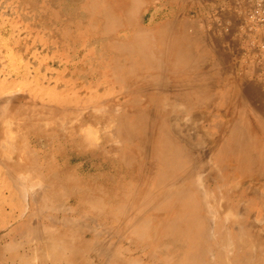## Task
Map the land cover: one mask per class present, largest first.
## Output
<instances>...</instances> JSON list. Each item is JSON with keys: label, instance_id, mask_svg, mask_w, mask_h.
I'll return each instance as SVG.
<instances>
[{"label": "bare ground", "instance_id": "obj_1", "mask_svg": "<svg viewBox=\"0 0 264 264\" xmlns=\"http://www.w3.org/2000/svg\"><path fill=\"white\" fill-rule=\"evenodd\" d=\"M73 1L81 3L89 13L99 18L105 28L102 34L109 36L116 27L126 30L125 34L117 38L118 41L112 40L110 44H114L120 52L132 58L126 59L124 64L115 63L109 70L127 71L128 79H116L115 82L122 90L116 95L127 97L123 101L127 110L117 108L119 105L113 104V101H104L108 97L103 98L102 104L96 105V99L85 98L82 93L70 100L54 104L53 101L52 105L46 104L47 102L22 104L25 98H17L13 101L12 108L18 111V115L24 112L23 120L31 121L29 125H21L32 135L25 140L19 134L20 140L16 139L15 143L14 133L3 130V119L8 111L7 104L5 105V112H0V138L3 137L0 140V163H3L1 158L4 157L5 166L0 165L4 167L0 168L9 174L3 172L9 179H13L12 174H19L14 176L15 181L12 180L10 184L17 182L19 186L14 189L21 193L27 191L29 199L26 201L31 209L36 207L34 203L39 199L38 204L41 206L37 208L42 209L39 211L40 216L48 219L43 225L37 223L38 226H34L35 219L34 225L32 220L15 225L16 220L28 212L21 210L22 214L14 215L15 208H21L17 204L7 203L14 193L11 190H0V227H7L5 235L0 234V243L4 236L19 234L26 238L25 242L32 254L28 258L23 255L11 256V260H18L19 264H34L33 260H38L41 264H86L91 261L95 264H100V261L104 264H261V258L258 254L255 255V251H259V254L264 252V228L263 232L261 227L257 228L261 235L255 224L264 220V194L257 190L256 193L260 194L251 196L255 193L253 190H264V103L258 107L253 104L256 98L264 99L257 90L259 87L251 84V81V85L249 82L247 85L242 83L244 86L242 89L240 87V94L244 97H235L226 105L223 94L225 91L221 88V67L211 59L213 48H205L198 41L203 38L202 34H189L186 29L176 30V36L186 41H177L174 45L169 42L172 34L170 30L175 23H181L175 18L176 11L172 8L175 0H163L160 7L153 0H107L106 4L103 0ZM28 2L31 1L27 0ZM33 2L31 3L35 5V1ZM152 4L154 7L149 9L148 6ZM163 9L167 10L165 16H161ZM85 37L83 46L88 47V50L80 49L79 54L80 50L74 49L76 56H89L93 51V47H90L92 42L89 41L91 38H87L88 34ZM124 38V43H118ZM215 49L219 51L217 47ZM33 70L36 71V68ZM78 70L84 71L83 67ZM2 83L0 81V87ZM100 86L104 84H99L98 87ZM1 98L6 100L4 95ZM81 102L84 103V108L81 110L78 107V111L75 105ZM114 105V109H111ZM3 106L0 107L1 111ZM228 108L237 110L236 120L230 127H226L223 121V117H226L222 116ZM6 119L10 121L8 118L5 121ZM236 122L246 123L245 129ZM92 123L105 124L109 129L114 126L113 134L121 138V141H114L113 145L116 146H111L109 142L113 131L104 132L106 130L102 135L100 131L101 141H98L96 132L91 130ZM236 129L247 131L248 134L237 133ZM122 139H134L137 145L127 144L124 153L117 147ZM68 142L71 146L67 153ZM100 142L109 143L110 146L100 145ZM115 148L118 151H115L116 155H112L111 151ZM65 153L68 154L67 157ZM82 155L90 156L86 163H90L95 169L100 167L99 163H103L92 162V157H98L104 163L123 161L130 167L135 166L138 172L134 173H139L140 178L138 181L131 178L136 184L127 188L119 185L115 175L99 174L95 179L103 181L105 185H97V190L94 191L92 185H84L86 181L83 180L87 179L80 176L82 174L79 169L82 166L70 165L73 158L78 159ZM128 169H125L127 174ZM30 178H34L35 184L32 182V186H23V179ZM65 196L73 204L64 206L66 209L58 217L47 215L57 212V201H62ZM248 197L257 202L255 213L251 210L245 213L238 210V205ZM23 198L24 202L25 197ZM232 203H235L233 205L238 213L229 207ZM3 204H7L8 209ZM24 204L23 207L28 210V206ZM129 207H132L131 214L126 213L129 215L126 216L125 210ZM60 209L62 211L63 207ZM35 214L37 215L36 212ZM36 215L31 219H37ZM96 215L115 224L99 231H95L94 227L100 225L90 227L82 224L81 218L88 217V220L93 221L92 217ZM7 220L14 221L9 223ZM254 229L256 233L253 232ZM112 230V233H119L124 240L136 246V249L140 246L148 247V255H144L146 258L137 256L125 260L120 256L123 252L119 253L112 247L113 243L104 250L105 243L97 237L100 231L104 235L110 234ZM247 230L256 234L255 237L253 233L250 235V231L246 232ZM85 232L91 236L90 239L83 238ZM16 246L17 241L12 239L9 243L0 245V253L6 248L13 249ZM102 249L104 254L99 256Z\"/></svg>", "mask_w": 264, "mask_h": 264}, {"label": "rangeland", "instance_id": "obj_2", "mask_svg": "<svg viewBox=\"0 0 264 264\" xmlns=\"http://www.w3.org/2000/svg\"><path fill=\"white\" fill-rule=\"evenodd\" d=\"M29 1H31V2L35 1V5L33 4L34 2L33 3L28 2L27 3V0H16V1L15 0H0V81L3 82L1 84V87H0V100H1L0 101L1 102L0 107H2L4 105L3 111H1V109H0V112L4 113L6 106L8 108V111L5 113V116L3 119L5 122V123L3 122L4 125L2 124V126L4 127L3 130L4 131L7 130L9 132L14 133V134L13 133L12 134L15 135V136H13L15 143H16V139H17V141L20 140L18 138L19 134L22 135L25 140H27V138L29 139V137L32 135L29 132V130L26 131V129H24L25 126L21 125V123H23L24 125H26V124L29 125L31 121L30 120H28V121L23 120L24 119V112H21V115H18V111L15 108H12V106H14L13 101L15 99L21 98V97L22 98L24 97L25 99L27 97L26 100L25 99L23 100L22 104H26V103L37 104L39 102L45 104L47 102L46 104L52 105L53 101H54L53 102V104H54L56 102L63 101L66 99L70 100L73 97L80 96L82 93V96H84L85 98L96 99V101L94 102L96 105H100L104 101H113V104L119 105V106H117V108L122 109V111H123V109L127 110L126 106L123 105V101L127 97L123 96V95L122 96L119 95L121 88L119 87V85H116V83H115L116 79H125V80L128 79L127 74H126L127 71H125V69H116V70H112V71L109 70L115 63L116 64H124L126 59L132 58V56L127 55L124 52H120L115 47L114 44H110L112 40L118 41L119 39L117 40V38L120 37L121 34H125L126 30H121L120 28L116 27L110 34H108L109 36L102 34L101 32H104L105 28H104L103 24H101L99 18L96 17L94 14L89 13L81 3H76L73 0H29ZM21 2H23V3L21 4ZM103 2L106 4L108 1L103 0ZM163 2H164L163 0H161V1L153 0V3L156 4L158 7H160V4H163ZM30 3L32 4V6ZM259 5L264 8V0H175V3L173 4V7H172L176 11L175 18L177 19V21L179 20V22H181V23H177V24L175 23L174 28H172V30H170L172 32V34L169 37L170 38L169 42L174 45L177 41H179V43H183L186 41L185 39L179 38L176 36V30L186 29L189 34L194 33V32L197 34H202L203 38L198 39V41L199 42L201 41L205 45V48H209L210 50L213 48L212 49L213 53H211V59L215 60L221 67L220 68V70H221L220 75L223 78L222 83L224 82L223 84L221 83V88H222L223 92L225 91L223 94L225 95V102H227L226 105H229L228 104L229 101H231L235 97H244L241 95L242 94L241 89L244 85H247V83L249 81H251V84L254 83L255 85H257L259 87L257 89L259 94L264 96V83H263L264 82V39H263L264 38V36H263L264 35V16L260 12H258V13L254 12V10L256 8H258ZM144 7L145 6L142 7L143 10L145 9ZM152 7H154L153 4L148 6L149 9H151ZM142 9H140V11ZM22 10H23V12H22ZM221 10L223 12H220ZM166 11H167L166 9H163V11H161V16H165ZM236 12H238V13H236ZM140 14L141 13H139V15ZM249 14H251V15H249ZM175 18H173V21L175 20ZM181 18H183V19L181 20ZM36 19H37V21H36ZM41 19L44 20L45 22L42 21ZM139 19H140V16H139ZM39 20H41V21H39ZM46 20H47V22H46ZM184 20H186V22H183ZM93 21H95V22H93ZM48 24H49V26H48ZM231 24H232V26H231ZM50 25H51V27H50ZM105 25H107V23H105ZM53 31H54V33H53ZM260 32H261V35L263 36L261 38H260L261 35H259ZM85 34L86 35L88 34L87 38H91L89 41H90V43L92 42V45H90V47H93V51H91L89 56H87V55H81V56L77 55L76 56L74 49L78 48L79 50L80 49L81 50L82 49L88 50V47L83 46V45H85L84 44L85 38H86ZM256 40L258 41V43H256L257 42ZM125 41H126V38H124L123 41H122V39H120V41L118 43H124ZM93 42L95 44H93ZM213 42H214V44H213ZM17 43H18V45H17ZM40 43H41V45H40ZM21 44L23 47L21 46ZM49 45H50V47H49ZM219 45L221 46V48H219ZM44 47H45V49H44ZM214 47L215 48L217 47L218 48L217 50H219V51H216V49L214 50ZM261 49H263V50H261ZM81 50L79 51V54H81ZM85 50H83V52ZM224 50H225V52H224ZM25 51H27V52H25ZM12 56H14V57H12ZM52 56H54V57H52ZM18 58L20 59L19 61H18ZM48 58H50V59H48ZM229 58H230V60H229ZM56 59H58V60H56ZM43 62H44V64H43ZM227 64H228V66H226ZM81 67H83V70L86 71L87 73L84 71H83L84 73L80 72L78 69H80ZM35 68H36V71L33 70ZM88 75L90 77H88ZM83 76H85V77H83ZM239 76H241L242 78ZM228 77H230V78H228ZM89 78L92 79L91 80L92 82L90 81ZM234 79H235V81H234ZM236 79H237V81H236ZM32 80L36 81L38 83L35 84V82H33ZM105 82L107 85H105ZM102 83L104 84V86L98 87L99 84H102ZM248 84L251 85L250 82ZM240 87H241V89H240ZM237 88H238V90H237ZM238 92H239V95H237ZM117 93H119V94L116 95ZM20 94H22V95L24 94V95L22 96ZM3 95H4V99H6V100H2L1 97ZM5 96L6 97L8 96V97L6 98ZM109 96L111 98H109ZM230 96H231V98H230ZM105 97L106 98L108 97V98L103 101V98H105ZM30 99H32V100L36 99V100L32 101ZM99 100L100 101L102 100V101L99 102ZM263 103H264V99L261 100V99L256 98L255 101H253V104L255 106L257 105L256 107L260 106ZM83 104L84 103L81 102L80 104L75 105V107L77 108V110H78V107H81L79 109L82 110L84 108ZM115 105L112 106L111 109L112 108L114 109ZM234 110H235L234 108H228L227 112L222 115V116L226 117V118L223 117V121L226 123V127H230L231 124L235 122L234 120H236L235 119L236 118L235 112L237 110H235V111ZM78 111H80V110H78ZM71 116H73V115H71ZM5 118H8L11 122L8 121L7 119L5 121ZM6 122H7V124H6ZM236 123L241 125L245 129L246 123H242V122H236ZM10 124H12V125H10ZM93 124L94 123H92V125L90 124V127H92L91 130H94L96 132L95 136H96V138H98L97 139L98 141H101V140H99L101 138L99 136L102 135V133L109 132V131L112 132L114 130L113 129L114 126H111L109 129L108 128L109 126H107V128H106L105 124L104 125H102L100 123L99 124L95 123L94 125ZM8 125L11 127L9 128ZM100 125H102L101 128H100ZM46 128H47V126H46ZM103 128H105V129H103ZM40 130H43V129H40ZM104 130H106V131H104ZM232 130H233V128H232ZM100 131H101V133H100ZM235 132L248 134L247 131H244V130L240 131L238 129H236ZM99 133H100V135H99ZM113 133L115 134V132L114 131L112 132L111 141L109 143L111 146H116V144L113 145L114 141H116V142H117V140L121 141V140H119L121 138H119L118 136H115ZM113 135H114V137H113ZM4 137L7 138L6 136H4ZM117 137H118V139H116ZM2 138L3 137H1L0 140ZM49 139L52 140V138H50V137H49ZM122 140L123 141L120 143V145H117V147H119L118 149H122V152H124V153H126L125 147L127 144L133 143L134 145H137V141L134 139L132 141H129V140L126 141L124 139H122ZM2 142H3V140H2ZM4 142H5V140H4ZM109 143H107L108 144L107 145L104 142H100V145L106 144L109 147L110 146ZM66 146H67V148L66 147L65 148H66L67 153H68V150L71 146V143L70 142L66 143ZM116 148H115V150L111 151L112 155L113 154L116 155V152L118 151ZM65 155L67 157L68 154L65 153ZM85 156L82 155L78 159L73 158L74 160H72L70 162V165L71 166H79V167L82 166L79 169V172H80V174H82V175H80L81 177L83 176L85 179H87V180H83V181H86V183L84 185H88V186L92 185V188L94 191L97 190V187L99 185L102 186L104 184L103 181L95 179V176H97L99 174H106L108 176H112V175L114 176L115 175L116 178L118 177V179H116V180L117 181L119 180V185H121L123 187H127V188H130V187L132 188L136 184V181L131 180V178L136 179L137 181L140 178L138 175L139 173H134L136 171L138 172V169L135 166H134V168H133V166L130 167L128 164L123 163V161L114 160L110 163H104V161L101 160L100 158L92 157L93 158V159L91 158L92 162H95L96 164H98V162L103 163V165H101L99 163L98 165H100V167L95 169L94 166L89 165L90 163H86L88 160H90V158H89L90 156H86V157ZM66 157L64 156V159ZM1 159H2V162L4 163V157H2ZM63 161H65V160H63ZM75 162H77V163H75ZM3 163L2 164L0 163V165L5 166V164H3ZM73 164H75V165H73ZM123 164H124V166H123ZM2 166H0V167H2ZM119 166L120 167L122 166V169L123 168L124 169L122 170ZM128 166H129V169H128ZM2 168H4V167H2ZM132 168L134 169L133 171H132ZM125 169L129 170L128 174H127V171ZM3 170L4 169L0 170V184H1L0 190H2L4 192H7V190H11L14 193L13 198L11 200H8V202H7L8 205H12V204L16 205L17 204L16 205L17 207L21 206V208H19V207L15 208V214L14 215L22 214L23 211H26V213L28 212L25 216L21 215L19 217V219L16 220L15 225L18 223H21L22 221H26V220H32V223H33L32 225H34V223L36 222L35 223L36 225H34V226H38L41 223H42V225L47 223L48 219H46V217L43 218L40 216L41 212H39V211H41L42 209L37 208V207L41 206L38 204L39 199L34 203V206H36V207L33 206L34 208H32L33 209L32 210L31 205L26 201L29 199L28 198L29 196L27 195V191L26 192L24 191L25 192V195H24L23 194L24 192L21 193L20 190L17 191V189H14V188H17L19 186L17 184V182H15L16 184L15 183L10 184V183H12V180L15 181L14 176L19 175V174L14 173V174H12L13 179L11 176H10L11 178L9 179L6 176L9 174L8 173L6 174L5 170L4 171ZM86 171H87V173H86ZM3 172L6 175H4ZM131 172H133L134 175ZM118 173H120V174H118ZM125 173H126V177H124ZM86 174H87V176H85ZM121 174H123L124 176ZM121 176L123 179H121ZM91 177H92V179H91ZM124 179H126L127 182ZM127 179H130V180H127ZM23 180L24 181L21 182L24 184L23 186H27L28 184H31L29 186L33 185L32 182H33L34 178L23 179ZM27 180H30V182ZM89 181H92V182L94 181L95 183L93 184V183H90ZM124 181L127 185L131 181L130 182L131 184H129L130 186L129 185L127 186L124 183ZM14 185H16V186H14ZM37 185H38V183H37ZM227 185H228V183H227ZM39 187H40V185H39ZM257 190H259L261 193L264 194V190L256 189V191L253 190V192H255V193H252L251 196L255 197L256 195H258L259 192L256 193ZM18 192H19V194H18ZM23 197H25L24 202L22 201V199L24 200ZM65 198H66V196L62 199V201H64L63 203L61 200L57 201V203H59V205H60V202L62 203L60 206L58 204L57 205L54 204V208L56 206H58L55 208V210H57V212L56 211L51 212V213H48L47 215H49L51 217H54V216L58 217L59 215H61V213L64 211V209H66V207L73 204L72 201H69L68 198H66V200H65ZM253 202H254V205H253ZM24 203H26V206H28V208H29V209L27 208L28 210H26V208H24L25 207ZM233 204H235V203H232L229 207L232 208L233 212H235V213L236 212L238 213V210L240 211V209H241L240 212H242V213L248 212V210H251V212L255 213V211H256L255 205L257 204V202L255 199H253L251 197L244 198L241 205L240 206L238 205V207H239L238 210ZM242 204H243V206H242ZM8 205L3 204L2 206L5 207L6 209H8ZM23 205H24V207H23ZM64 206H66V207L64 208ZM62 207H63V210L62 211H61V209L59 210V208H62ZM227 207H228V205H227ZM131 209H132V207H129L125 210L126 216L128 214L129 215L131 214ZM21 210H23V211H21ZM243 210H245V211H243ZM31 211H33V212L35 211L37 213V215L35 214V212L30 213ZM126 213H128V214H126ZM30 214L33 216H31ZM43 214L45 215L44 212H43ZM34 215H36L35 217H37V219L36 218L31 219V217H34ZM47 215H45V216H47ZM87 218L86 217L81 218L82 224L87 225V226L91 225L92 227H94L96 224L100 225V226L94 227L95 231H97V230L99 231V229H101V230L102 229H108L109 227H112L113 224H115V222H113V223L108 222L109 220H106L104 218H99L97 215L92 217L93 221L88 220ZM13 221L7 220V222H9V223L13 222ZM259 221H260L259 222L260 224L259 223L255 224L256 226L258 225L257 227L255 226V228L257 229V228L261 227V231L263 232L262 228H264V220H259ZM262 221H263V223H262ZM37 223H38V225H37ZM110 224H112V225H110ZM245 228L247 229V227H245ZM6 229H7L6 226L0 227V234L5 235ZM256 229H254V231H253L254 233H256ZM257 230L259 232L260 229H257ZM248 231H250V230H247L246 232H248ZM112 232H113V230L110 232V234L106 233L104 235H102L101 231L99 232L100 235H98L97 238L99 241L102 240L101 242L103 244L105 243L103 246L104 250L106 248H108L109 245H111L113 243L112 247L114 249L116 248L119 253L123 252L122 254H120V256H122L125 260H127L128 257H130V258L134 257L135 258L137 256L141 259L146 258L145 256L148 255V253H147L148 247L144 248L142 246V248H141V246L140 247L138 246L139 248L136 249V248H134L136 246L131 245L129 242H127L128 240H126V239H125L126 240L125 241L124 238H122L119 235V233L116 234L115 232L114 233H112ZM253 232L250 231V235ZM260 232H259V234L262 235V233H260ZM85 233H83L85 235V237H83L84 235H81V236L84 239L86 237H87V239H90L91 236H89L88 232H85ZM254 233H253V236L255 237L256 234L254 235ZM263 234H264V232H263ZM15 235H17V236H15ZM15 235H12L11 237L10 236H4V238L1 240L0 245H2V246L4 244L9 243L10 240H12V239L15 240V242L17 241V246H16V248H13V249L6 248L0 253V264H19L18 260L12 261L11 256L19 257V256L23 255V257H27V258L32 256L31 252L28 250L27 243L25 242L26 238H24V237L22 238V236L19 234H15ZM263 239H264V236H263L262 240ZM109 242H110V244H109ZM106 243H107V245H106ZM263 244L261 242V245H263ZM102 245H101V247H102ZM105 245H106V247H105ZM119 247H121V248H119ZM103 249L101 250L102 251L101 253H98L99 256L104 254ZM97 252H99V251H97ZM257 254L261 258L260 259L262 261L261 264H264V252L259 254V251L256 250L255 255H257ZM33 261H34V264H41L38 260H33ZM20 263L24 264L23 262H20ZM64 263H62V264H64ZM101 263L104 264L103 262L100 261V264ZM49 264H52V263H49ZM65 264H67V262ZM68 264H78V263L72 262V263H68ZM86 264H95V263L91 261L90 263L88 262Z\"/></svg>", "mask_w": 264, "mask_h": 264}, {"label": "built area", "instance_id": "obj_3", "mask_svg": "<svg viewBox=\"0 0 264 264\" xmlns=\"http://www.w3.org/2000/svg\"><path fill=\"white\" fill-rule=\"evenodd\" d=\"M254 12H255V13L260 12V13H262V15L264 16V8L261 7L260 5L258 6V8H256V9L254 10Z\"/></svg>", "mask_w": 264, "mask_h": 264}]
</instances>
